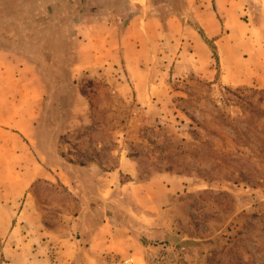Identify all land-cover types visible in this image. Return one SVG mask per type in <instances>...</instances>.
I'll return each mask as SVG.
<instances>
[{
	"label": "rangeland",
	"instance_id": "374dc122",
	"mask_svg": "<svg viewBox=\"0 0 264 264\" xmlns=\"http://www.w3.org/2000/svg\"><path fill=\"white\" fill-rule=\"evenodd\" d=\"M17 1L0 0V264H81L91 251L100 264L81 249L93 231L81 215L122 191L120 166L137 184L115 210L138 221L137 194L154 193L163 228L128 258L167 248L182 264H264V0L215 14L211 0ZM211 19L222 31L209 38ZM77 37L99 71L75 68ZM25 43L27 69L11 54ZM64 170L75 193L55 178Z\"/></svg>",
	"mask_w": 264,
	"mask_h": 264
},
{
	"label": "crops",
	"instance_id": "0c3cea01",
	"mask_svg": "<svg viewBox=\"0 0 264 264\" xmlns=\"http://www.w3.org/2000/svg\"><path fill=\"white\" fill-rule=\"evenodd\" d=\"M22 1H25V0H18L17 1V4L19 3L17 5V7L25 9L26 4H25V2H22ZM146 1H150V0H146ZM212 1H214V4ZM224 1L229 2L230 0H211V5H210L211 7L210 8L212 9V11H214L213 7L214 6L217 7L219 5V3L224 2ZM10 3H12V2H10ZM30 3L32 4L33 8H37L39 10L41 8H44L43 6L48 7V5L45 4L46 2H43L42 0H37V2H36V0H33ZM228 4H233L236 6V8H240L242 5L241 0H233L231 3H228ZM233 11H235V7L233 9H231L229 11V13H231ZM215 13H216V11H214V14ZM26 18H27L26 16L19 17L17 19V22L18 23H22V22L25 23L27 20H31V19H26ZM19 19H24V20H19ZM134 22H139V18H137V17L134 18L133 23ZM225 22H226V20H225ZM204 30H205V34L209 38H212V37H216L218 34H220L222 31V28L220 26L216 27L214 19H211L209 21L208 25L207 26L205 25ZM71 34L65 35L64 40H71V39L74 40V38L71 37L73 34L72 35ZM109 34H110L109 38H110V42H111V45H110L111 46L110 51H111V50H114V48L118 47L119 41H118V37L116 36V34H114V32L111 31V33H109ZM42 37H39V39H42ZM102 37H101V39H102ZM16 39H22V40L27 39L28 40L29 38L27 37V35L25 33L24 35L20 34L18 37H16ZM39 39H38V35H37V40H39ZM77 42H79V47L77 49L78 64L75 68H77V70H79L81 72L82 71H93V70L99 71L100 68H94L93 66H91L96 62L89 63V56L90 55L86 51L83 52V50H82V47L84 48L85 47L84 45H86L85 37L81 41H80V38L77 37ZM112 43H113V45H112ZM116 43L118 44L117 46H115ZM3 46H4V44H3ZM43 47L44 46H41L40 49H44ZM32 48L33 47L29 43H25L24 46H22V47L17 46V47L11 48L12 49L11 54L16 55V56L20 55L21 59L23 60V63H21L22 66L27 69V66H29V56L32 57L31 51H30ZM15 52H17V53H15ZM93 55L95 56L96 54H93ZM95 57L97 58L98 56H95ZM26 60H28V61H26ZM44 60L45 59L42 58L40 66L36 68L37 70L44 71L45 68L41 67L44 65L46 67V70H51V67H49V66H53V65L48 64L47 63L48 60H46V63H47V65H46ZM47 67H49V68H47ZM52 171H53V169H52ZM52 171L47 170V169L45 171H39V174L35 178H44V179L51 178L52 177L51 176ZM115 173H117L116 174L117 176L113 175L112 186L116 187V182H117L119 184V186L121 187L122 191L117 193L113 190V193H110L112 191H109V192L104 193V194L101 193V210L97 211V209L95 210V209L89 208V210H88L89 212L85 211L83 213V215H81L82 217L87 216L88 230H93L92 233L91 232L89 233L88 238L84 237L85 241L84 240L82 241L81 249H84V251L86 249L89 250L90 248H91V250L92 249L100 250L99 252H96V255L98 254L101 256V260H99L100 264H109L113 259H125V258H128L130 256H138L140 254H143L145 252V248L147 247L145 244L146 238L149 240L151 238L158 236V234H160L161 232L158 231L159 232L158 233L155 229H161L162 228V227H159L158 225L156 227L154 226L153 218L156 215L154 212H156L157 210H159L161 208V207L156 208L157 205L154 204V202L156 201L154 199L156 197V194H154V193H151V194L149 193L143 197H138L140 195L137 194L138 204L141 205V207H142V212L138 216V221H135L133 219V217L130 218V216H133V215H131V211H128V214H130V216L129 215H125V216L119 215L118 211L115 210L116 209L115 208L116 207L115 206V200L117 198L122 199L123 197L128 196V195L131 198H135L134 195L132 196V193L130 191L128 192L129 194L128 193L125 194V193H123V191L125 190V188L128 185H131L134 183L137 184V182L135 180L137 178V171L129 169L125 173V169H123L122 166H120L115 171ZM122 174H128L127 176L129 177L127 179V181L124 183L122 182L123 181L122 180ZM55 178H56V180L57 179L60 180V182L62 184H64L70 190V192H73V193L76 192L74 189H75V183L77 181L75 179L70 178L67 170L60 171L59 173L56 174ZM164 194H165V197L168 198L170 193H169V191H165ZM161 198H160V200H161ZM29 205H30V203H29ZM25 209H27V208H22V211ZM28 209L32 211V206L30 205L28 207ZM33 210H34V212H36L35 209H33ZM20 212H19V214H20ZM126 217H128L132 220H130L128 222ZM94 219H98V222H97L96 227L94 229H91V225L95 223V222H93ZM21 226H23V225H21ZM19 227H18V229H19ZM85 227H83V229L86 230L87 228H85ZM21 228H23V227H21ZM77 246H79L78 248H80V245H76V247ZM51 250H52V248H49V251H51ZM91 253L95 254L93 251H91ZM91 253L89 255L85 254L88 257H87V259L82 258L83 261L81 264H84V263L96 264L95 260H91V256H90Z\"/></svg>",
	"mask_w": 264,
	"mask_h": 264
},
{
	"label": "built area",
	"instance_id": "2783aa9c",
	"mask_svg": "<svg viewBox=\"0 0 264 264\" xmlns=\"http://www.w3.org/2000/svg\"><path fill=\"white\" fill-rule=\"evenodd\" d=\"M179 259V254L175 255L174 251L159 248L155 253L146 255L142 262L136 261L134 258H127L112 260L110 264H182Z\"/></svg>",
	"mask_w": 264,
	"mask_h": 264
},
{
	"label": "trees",
	"instance_id": "16d2710c",
	"mask_svg": "<svg viewBox=\"0 0 264 264\" xmlns=\"http://www.w3.org/2000/svg\"><path fill=\"white\" fill-rule=\"evenodd\" d=\"M213 56H214V59H215L216 61H219V56H218L217 53L213 52ZM245 89H246V88H245ZM242 90H243L242 88H239V89H237L235 92H240V91H242ZM246 90L253 91V92H255V93H259V92L256 91V90H251V89H246ZM241 109L243 110V112L249 110L250 113H254V114L257 113V114H259V112H258L256 109H254V107H251V109H247V108L241 107ZM122 176H123V175H122ZM127 178H129V177H127ZM122 180H123V178H122ZM126 181H127V180H123L122 182L124 183V182H126Z\"/></svg>",
	"mask_w": 264,
	"mask_h": 264
}]
</instances>
